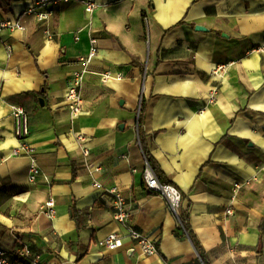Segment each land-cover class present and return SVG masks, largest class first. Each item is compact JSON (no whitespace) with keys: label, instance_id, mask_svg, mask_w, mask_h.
<instances>
[{"label":"crops","instance_id":"0c3cea01","mask_svg":"<svg viewBox=\"0 0 264 264\" xmlns=\"http://www.w3.org/2000/svg\"><path fill=\"white\" fill-rule=\"evenodd\" d=\"M39 1L0 0V23L21 24L0 28V248L22 264H205L191 238L176 237L167 199L146 188L142 97L149 150L181 190L210 264H264V0H95L92 12L83 0ZM92 39L98 55L79 62ZM85 68L74 117L67 83ZM13 105L29 114L23 139ZM110 187L155 254L114 219ZM110 234L114 248L101 244Z\"/></svg>","mask_w":264,"mask_h":264},{"label":"built area","instance_id":"2783aa9c","mask_svg":"<svg viewBox=\"0 0 264 264\" xmlns=\"http://www.w3.org/2000/svg\"><path fill=\"white\" fill-rule=\"evenodd\" d=\"M58 2L62 0H41L37 3V6H46L48 2ZM63 1H71V0H63ZM86 5V11L92 12L97 7L98 4L95 0H83ZM33 9H30V12H33ZM53 10L41 11L38 12L39 20H46L51 14ZM8 27L10 29L20 28L21 24L19 21H11L7 20L0 23V28ZM9 51H11V47H8ZM98 44L97 39L91 40V48L87 55L81 56L78 58L79 62L84 64H89L94 57L98 55ZM87 72V69L75 70L72 72L70 78L68 79L67 88L65 97L68 101H70V112L74 117L79 116L82 110V99H81V87L84 80V75ZM108 76V75H107ZM142 97L140 98L139 105V114L141 110ZM12 114L15 117L16 121V136L19 139H23L30 134V124H29V114L26 109L19 105L12 106ZM79 142L82 144L83 153L86 160H89L91 157V151L86 146L85 141L86 138L83 135L78 136ZM17 154L18 151H15ZM144 178L146 183V188L154 194H160L164 196L170 208L178 214V210L180 208L183 194L181 190L174 185L173 183L162 181L155 170L151 166L150 162L144 156ZM90 169L92 172H100L102 170V165L100 163H90ZM264 168V166H263ZM39 173V168L35 162L31 164L29 180L34 182ZM95 185L99 188H102L103 185L99 182H96ZM241 186L239 182L235 183V188L238 189ZM107 192L111 195L110 202L108 206L114 209V219L120 224L127 227L129 233L128 236L140 247L143 254L152 255L156 253V247L153 242H151L146 235H144L141 231L136 229L133 224H131V210L129 208L128 200L123 195V193L119 190L118 187H110L107 189ZM55 199L50 197V199L46 202L43 209L46 210L47 214L50 217H53L55 214ZM230 212V210H229ZM118 237L115 234H110L105 237L102 241V245H106L110 248H114L116 246V241ZM24 257H30V249L26 247V249L20 252ZM34 264H38L40 259L39 255H34L31 257ZM0 264H22L18 260L11 257V255L3 248H0ZM172 264V263H167Z\"/></svg>","mask_w":264,"mask_h":264},{"label":"trees","instance_id":"16d2710c","mask_svg":"<svg viewBox=\"0 0 264 264\" xmlns=\"http://www.w3.org/2000/svg\"><path fill=\"white\" fill-rule=\"evenodd\" d=\"M48 87L47 85L44 86L43 90L40 92L43 96L46 93ZM144 103H142L141 105V110H140V114H139V135H140V143L141 146L143 148V152L145 157L147 158V160L150 162L151 166L153 167V169L155 170L156 174L158 175V177L163 180L162 177V171L159 168V166L157 165L154 157L152 156L148 144L146 142V136H145V132L143 129V123H144ZM72 216L75 218V220L77 221V225L80 226L79 223V212L77 211L76 208H72ZM178 218L180 221V226L179 228L175 231L176 233V237L178 238H191L195 247L197 248L200 257L203 259V261L205 262V264H210L209 260H208V256L207 253L202 245V243L200 242V240L198 239L197 235L194 233L192 227L190 226L189 223V219H190V214L188 213V209H184L182 207V205H180V208L178 210Z\"/></svg>","mask_w":264,"mask_h":264},{"label":"water","instance_id":"95a60500","mask_svg":"<svg viewBox=\"0 0 264 264\" xmlns=\"http://www.w3.org/2000/svg\"><path fill=\"white\" fill-rule=\"evenodd\" d=\"M196 29H197V30H203V31H207V30H208L207 27H204V26H202V25H197V26H196ZM40 102H41V104L43 105L44 99H43V98H40Z\"/></svg>","mask_w":264,"mask_h":264}]
</instances>
